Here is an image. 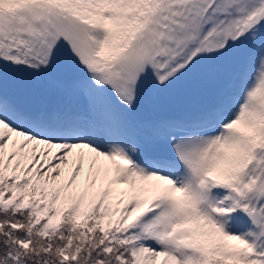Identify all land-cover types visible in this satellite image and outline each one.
<instances>
[{"label":"snow or ice","instance_id":"obj_1","mask_svg":"<svg viewBox=\"0 0 264 264\" xmlns=\"http://www.w3.org/2000/svg\"><path fill=\"white\" fill-rule=\"evenodd\" d=\"M0 264H264V0H0Z\"/></svg>","mask_w":264,"mask_h":264}]
</instances>
